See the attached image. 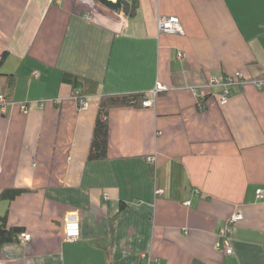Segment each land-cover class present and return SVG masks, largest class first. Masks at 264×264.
<instances>
[{
  "label": "crops",
  "instance_id": "1",
  "mask_svg": "<svg viewBox=\"0 0 264 264\" xmlns=\"http://www.w3.org/2000/svg\"><path fill=\"white\" fill-rule=\"evenodd\" d=\"M238 72L221 104L209 77ZM0 74V195L26 189L0 216L31 235L0 245V264H264V0H139L134 17L101 0H0ZM127 93L153 103L112 108L107 157L89 160L100 99Z\"/></svg>",
  "mask_w": 264,
  "mask_h": 264
},
{
  "label": "trees",
  "instance_id": "2",
  "mask_svg": "<svg viewBox=\"0 0 264 264\" xmlns=\"http://www.w3.org/2000/svg\"><path fill=\"white\" fill-rule=\"evenodd\" d=\"M139 8V0H122L121 10L129 17H134L137 14ZM6 52L3 54L1 62L6 57ZM1 75V74H0ZM10 83L12 87L15 84V75H9ZM78 80L74 81V86L78 88L80 83ZM95 82H90L89 89L96 87ZM81 96H87L83 90H78ZM85 96V97H86ZM5 99H9V96L4 95ZM148 96L144 93H127L117 95H105L100 99L98 117L93 133V139L91 143V149L89 153V160L104 159L107 157L109 147V112L115 107H143L144 101ZM26 189L12 188L4 190L0 198L6 200H13ZM7 215L0 216V245L7 242H14L18 240V237L25 231L23 227H8Z\"/></svg>",
  "mask_w": 264,
  "mask_h": 264
},
{
  "label": "built area",
  "instance_id": "3",
  "mask_svg": "<svg viewBox=\"0 0 264 264\" xmlns=\"http://www.w3.org/2000/svg\"><path fill=\"white\" fill-rule=\"evenodd\" d=\"M158 27L161 32L166 33H183V27L181 25L180 19L178 17H161L158 21ZM34 77L39 78L40 73L35 72ZM243 74L238 72L234 75L228 76H210L207 82V87L212 88L215 86L221 87V91L218 93V99L221 104H225L228 102L229 96L231 94V88L233 85L237 83H242ZM259 88H264V80L257 82ZM163 87L160 86L153 91V94L156 95L158 91L162 90ZM198 93V91L196 92ZM75 97L78 100L79 107L81 109H85L88 106V101L85 96H81L80 92H75ZM152 99H146L144 101V106L152 105ZM7 105V100L4 95L0 94V114L4 113ZM202 107V105H201ZM25 109V107H23ZM152 160V159H150ZM165 191L163 189H159L158 193L163 194ZM107 194L104 195L107 198ZM257 196L263 198L264 190L259 188L257 189ZM189 203V202H188ZM243 215L241 212L235 213L228 221V225L226 228L221 230V236L224 240L225 251L227 254H232L234 249L230 243V234L233 229L234 223L241 220ZM64 235L65 238L69 241H77L81 236V223L79 216L77 213H70L67 215L65 223H64ZM23 241L31 240V235L29 233L23 232L20 237Z\"/></svg>",
  "mask_w": 264,
  "mask_h": 264
},
{
  "label": "water",
  "instance_id": "4",
  "mask_svg": "<svg viewBox=\"0 0 264 264\" xmlns=\"http://www.w3.org/2000/svg\"><path fill=\"white\" fill-rule=\"evenodd\" d=\"M101 2L115 11L122 8V0H101Z\"/></svg>",
  "mask_w": 264,
  "mask_h": 264
}]
</instances>
